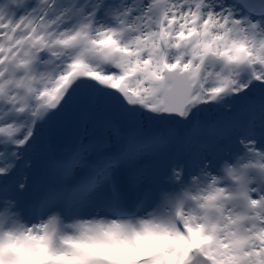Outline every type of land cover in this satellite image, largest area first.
I'll use <instances>...</instances> for the list:
<instances>
[{"label": "snow or ice", "instance_id": "6c2138e0", "mask_svg": "<svg viewBox=\"0 0 264 264\" xmlns=\"http://www.w3.org/2000/svg\"><path fill=\"white\" fill-rule=\"evenodd\" d=\"M0 264H264V0H0Z\"/></svg>", "mask_w": 264, "mask_h": 264}]
</instances>
